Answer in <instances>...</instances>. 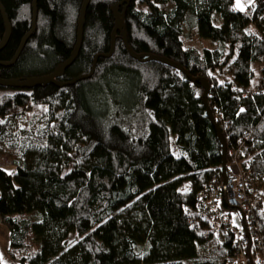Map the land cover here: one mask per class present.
I'll return each instance as SVG.
<instances>
[{"label":"trees","instance_id":"1","mask_svg":"<svg viewBox=\"0 0 264 264\" xmlns=\"http://www.w3.org/2000/svg\"><path fill=\"white\" fill-rule=\"evenodd\" d=\"M32 1L0 0L11 23L1 61L12 59L31 29ZM119 1L90 0L78 56L59 80L89 73L94 57L109 52L111 5ZM81 2L37 0L36 30L0 76L44 75L65 61ZM124 21L135 52L166 56L209 81L227 162L231 146L251 133L240 159L264 233V92L255 90L264 0L244 10L234 0H131ZM186 28L216 47L184 45ZM4 32L0 12V41ZM255 63L261 71L253 84ZM0 88H10L0 94V156L11 165L0 166V220L18 264H225L234 255L232 235L206 236L209 220L199 212V193L222 184V173L198 82L131 58L117 37L90 78Z\"/></svg>","mask_w":264,"mask_h":264},{"label":"built area","instance_id":"2","mask_svg":"<svg viewBox=\"0 0 264 264\" xmlns=\"http://www.w3.org/2000/svg\"><path fill=\"white\" fill-rule=\"evenodd\" d=\"M261 68L262 83L255 90L264 92V60ZM215 118L217 120L220 116ZM249 137L251 133L230 148L226 164L227 182L207 187L198 195L199 212L209 220L206 236L210 233L232 235L235 253L225 264H264V233L256 218L255 201L247 189L245 175L248 170L245 172L240 159L244 142ZM237 217L242 220L241 229L234 225Z\"/></svg>","mask_w":264,"mask_h":264},{"label":"water","instance_id":"3","mask_svg":"<svg viewBox=\"0 0 264 264\" xmlns=\"http://www.w3.org/2000/svg\"><path fill=\"white\" fill-rule=\"evenodd\" d=\"M131 2V0H121L113 5H111V10L114 15L115 19V25L112 30V35H111V46L110 50L107 53H98L93 60V64L91 67V70L89 73L84 74V75H79L69 81H61L59 80V77L64 73L65 69L68 68L77 58L81 43H82V38H83V26H84V20H85V14H86V9L90 3V0H82L79 13H78V18H77V28H76V41L73 46V49L70 53V56L60 63L58 66L55 67V69L44 75H38V76H30V77H25L23 79H18V78H2L0 76V86L3 87H13V88H33L39 85H45L48 83H52L58 87H63V86H68V85H73L79 80H83L86 78H90L96 69L97 65V60L99 57H111L114 52L115 48V42L116 38L120 37L124 43V46L127 50V53L129 56L139 62H147V61H157L163 64H166L170 67H173L175 69H178L182 73H184L187 77H189L190 80L193 82H198L200 86L203 88V93H202V101L205 105V115L210 119L212 125L214 126L215 132H216V138L220 144V154H221V165H220V171L222 173V182L226 183L227 182V169H226V164H227V140L219 127L217 120L214 116L213 109L209 105L207 101V95L210 91V84L209 81L206 78H197V77H192L188 70L185 69L181 64L177 63L176 61L163 56L159 54H154V53H149V52H143V53H137L135 52L132 47L128 43V38H127V31L125 27V11L128 6V4ZM122 6V11H119V7ZM0 12L4 21L5 25V32L4 35L0 41V50H2L5 45L7 44L10 35H11V23L9 21V18L0 3ZM36 19H37V0L32 1V23H31V29L22 37L21 42L18 46L17 51L15 52L14 56L12 59L7 60V61H1L0 60V66H8L12 65L16 62L17 58L19 57L21 51L23 50L28 38L32 35V33L36 30ZM119 32V34H117ZM251 264H253L251 262Z\"/></svg>","mask_w":264,"mask_h":264},{"label":"rangeland","instance_id":"4","mask_svg":"<svg viewBox=\"0 0 264 264\" xmlns=\"http://www.w3.org/2000/svg\"><path fill=\"white\" fill-rule=\"evenodd\" d=\"M251 0H235L234 1V7L239 10H244L247 6V4ZM163 7L168 8V5H163ZM218 22V19L216 20ZM184 45H194L197 48L202 47H216V43L211 42L210 40L206 38H202L196 30H189L186 28L184 30V34L182 37ZM254 70H255V76L252 80L253 84L258 81V78L260 77V67L259 63L254 64ZM226 77L225 73H221V78L224 79ZM10 88H0V94L4 92L5 90L8 91ZM173 150L175 153H177V150L175 146L173 145ZM0 166L7 168L8 170H11L10 165V159L4 156H0ZM187 184L182 185V189H186ZM33 217V216H32ZM234 225H237L239 229L242 228V220L240 217L235 218ZM10 230L7 227V225L3 224L0 220V264H18L19 261L15 256L13 255L10 247Z\"/></svg>","mask_w":264,"mask_h":264},{"label":"crops","instance_id":"5","mask_svg":"<svg viewBox=\"0 0 264 264\" xmlns=\"http://www.w3.org/2000/svg\"><path fill=\"white\" fill-rule=\"evenodd\" d=\"M235 1V0H234ZM260 78V77H259ZM259 78H258V80H259Z\"/></svg>","mask_w":264,"mask_h":264}]
</instances>
